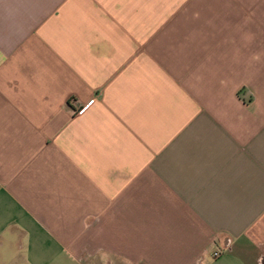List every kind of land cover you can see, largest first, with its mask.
Listing matches in <instances>:
<instances>
[{"label": "crops", "instance_id": "crops-1", "mask_svg": "<svg viewBox=\"0 0 264 264\" xmlns=\"http://www.w3.org/2000/svg\"><path fill=\"white\" fill-rule=\"evenodd\" d=\"M0 264H264V0H0Z\"/></svg>", "mask_w": 264, "mask_h": 264}, {"label": "built area", "instance_id": "built-area-1", "mask_svg": "<svg viewBox=\"0 0 264 264\" xmlns=\"http://www.w3.org/2000/svg\"><path fill=\"white\" fill-rule=\"evenodd\" d=\"M221 254V251H215L214 253H213V257H217V256H219Z\"/></svg>", "mask_w": 264, "mask_h": 264}]
</instances>
